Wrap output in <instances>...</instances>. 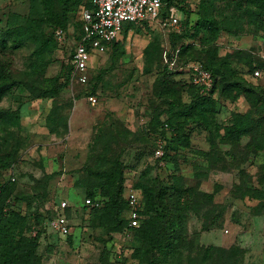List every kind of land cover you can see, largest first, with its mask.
Returning a JSON list of instances; mask_svg holds the SVG:
<instances>
[{
  "label": "rangeland",
  "instance_id": "1",
  "mask_svg": "<svg viewBox=\"0 0 264 264\" xmlns=\"http://www.w3.org/2000/svg\"><path fill=\"white\" fill-rule=\"evenodd\" d=\"M240 1H182L191 22L215 20L213 36L180 33L184 10L168 5L166 15L174 11L178 31L164 33L147 20L136 23L125 37L121 34V49L112 56L91 53L89 84L70 80L54 92L46 79L58 76L61 82V71L70 65L80 6L66 15L55 1L50 13L40 0H0V38L8 35L9 41L18 30L30 37L18 49L0 48V82L14 83L0 100V112L17 117L0 121V192L6 208L27 218V235L36 241L31 264H108L112 259L123 264H264V151L258 146L264 129L238 140L222 139L188 119L183 125L189 147L163 165L148 152V133L165 122L169 110L176 111L172 101L189 100L191 91L183 84L192 61H214L225 68L228 81L256 88L264 99L261 81L247 66L249 59L264 62V14L247 17L248 6ZM32 39L49 41L43 54ZM90 92H95L94 104L86 99ZM211 97L220 125L255 104L243 89H215ZM116 164L126 166L130 180L144 178L153 190L165 189V225L174 226L178 235L165 253L145 252L135 231L122 223L116 229L101 227L81 207L87 191L101 204L106 201L94 173ZM61 198L71 206V241L47 221L53 200ZM160 211L156 204L149 215L160 220Z\"/></svg>",
  "mask_w": 264,
  "mask_h": 264
},
{
  "label": "trees",
  "instance_id": "2",
  "mask_svg": "<svg viewBox=\"0 0 264 264\" xmlns=\"http://www.w3.org/2000/svg\"><path fill=\"white\" fill-rule=\"evenodd\" d=\"M40 1L50 13L53 5L52 3L54 1L57 2L61 5L62 11H64L66 15L69 12H75L78 6H89L87 0ZM182 1L183 0H161L160 17H166V9L168 5H176L180 10H184L185 14V19L182 22L183 28L180 33L191 37L193 34L204 32L213 36L217 29L215 20L209 16L202 17L200 21L191 22L187 16L188 9L182 4ZM241 1L248 6L246 9L247 17L256 19L260 13L264 14V0ZM241 1L240 3L242 4ZM203 8L205 7L203 6ZM61 16H63V19H66V16L63 15V13ZM140 22L146 24L145 20ZM135 24L136 23H128L124 25L122 27L121 34L125 37L130 28H137L135 27ZM171 33L172 32H170V34ZM81 37V23L78 21L77 40H80ZM6 38L9 39V36L6 35V37L4 36L0 38L1 49H18L25 41L30 39V37L22 30H18L13 38L10 37L9 41ZM32 40L37 43L36 51L38 53L44 52L47 48L46 44H49V41L48 43H41L42 41L40 39ZM119 43V39H117L110 44L108 51L112 53L111 56L117 52L120 47ZM70 58L71 54L69 60ZM199 62H201L204 68L212 74V88L207 93H201L200 90L190 82L188 76L183 85L191 91L189 100L187 102L172 101L171 105L174 103L177 105L176 111L170 112L168 109L169 111L165 122H163L158 129H153L148 133V138L150 137L148 152L150 154H152L154 148V137L159 135L165 139L164 154L161 157L163 164L167 160H170L180 148L189 147V131H187L183 125V121L185 120L190 119L196 126H201L210 132H214L215 134L221 136L222 139L223 137H227L229 139L238 140L242 135L257 133L261 131L260 129H264V99H262L260 91L256 88L243 87L235 81H228L225 78V68L217 65L214 61H207L206 63L202 61ZM262 65L263 63L253 62L249 59L247 66L251 76L253 69L255 67H261ZM70 72L71 66L69 65L65 72L61 71L60 73V75H63L61 82L58 81V76L50 79L48 78L46 81L47 83H51V88L55 92L70 81ZM91 78L92 77L90 76L87 84H89ZM252 78L254 77L252 76ZM259 81H261L262 88L264 90V82L262 80ZM13 84V82H0V100ZM215 89L221 93H229L235 90L243 89L244 92L253 96L252 101L254 100L255 104L252 106V110H249L245 114H233L230 116L227 124H217L214 118L216 101L211 97V94L215 91ZM94 94L95 92H90L88 95ZM6 116L11 118L13 121L17 119V117L13 116L11 113L4 111L0 112V121ZM165 124L168 126L169 131L164 129ZM167 132L169 133L166 134ZM258 146L264 151V136ZM154 161H156L157 165H160L159 159ZM125 169V165L116 164L107 170L94 173L97 174L100 179V181L96 184V189L98 190L99 195L104 197L106 201H104V203L99 207L85 205L84 199L86 197H90L93 200L99 199L91 191H87L84 194L82 204L80 205L83 209H88L89 215H92V220L97 225L109 230L116 229L122 223L127 231H135L136 235H139V237L144 241L143 250L145 252L151 254L153 251H158L163 254L172 246L173 241L178 236L175 234V230L172 229L174 226L169 227L165 225L166 218L169 214V203L168 200L164 198L166 191L162 188L157 191L153 190V188L144 181V178L142 180L137 179L135 181L134 177L131 176L132 180H130V175ZM145 174L146 169L142 172L141 176ZM129 186L139 189L142 194V200L140 199L141 209L138 216L139 224L135 227L129 226L128 204L124 197L125 192L123 187L126 189ZM141 201H143V204ZM56 202L57 200H53L51 204L49 209L50 214L47 221L55 215L54 206ZM156 204L161 208L160 213H162L161 216L163 218L159 216L160 220L156 219L157 216L153 217L152 215H149ZM70 208L71 206L69 205L64 210L67 217L70 214ZM122 212L124 213L123 217L119 218L118 216ZM27 232L28 223L26 216L20 214L14 209L6 208L3 203L2 193L0 192V264H31L34 257L36 241L29 237ZM71 238L72 235L69 233L65 240L71 241ZM110 263L111 260L108 264Z\"/></svg>",
  "mask_w": 264,
  "mask_h": 264
},
{
  "label": "built area",
  "instance_id": "3",
  "mask_svg": "<svg viewBox=\"0 0 264 264\" xmlns=\"http://www.w3.org/2000/svg\"><path fill=\"white\" fill-rule=\"evenodd\" d=\"M87 2L89 6L81 5L79 12L82 37L75 42L70 58V80L81 85H86L90 77L88 63L91 53L108 51L110 44L119 39L124 23L148 20L157 23L164 33H168L170 30H179L176 27L177 18L174 11L170 10L166 17H160L161 0H87ZM187 68L190 82L201 93H207L212 88V74L199 61L190 62ZM252 76L264 82V62L261 67L253 69ZM86 99L91 104L96 102L95 95H88ZM164 129L169 131L166 124ZM164 145L163 137L159 135L154 137L151 158L159 159L160 165H163L161 157L164 154ZM124 197L128 204L129 226L135 227L139 224L138 216L141 209L137 189L131 186L127 187ZM84 204L92 207L101 205L98 199L93 200L90 197L84 199ZM68 206L69 203L66 199H58L54 206L55 215L48 220L49 228L61 237H66L71 230L64 212ZM110 264H123V262L112 259Z\"/></svg>",
  "mask_w": 264,
  "mask_h": 264
}]
</instances>
